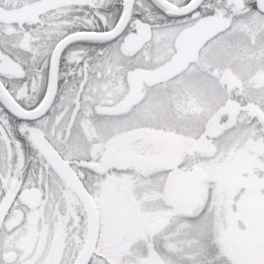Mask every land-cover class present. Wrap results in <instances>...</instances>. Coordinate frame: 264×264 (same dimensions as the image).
<instances>
[{
  "label": "snow or ice",
  "instance_id": "6c2138e0",
  "mask_svg": "<svg viewBox=\"0 0 264 264\" xmlns=\"http://www.w3.org/2000/svg\"><path fill=\"white\" fill-rule=\"evenodd\" d=\"M0 264H264V0H0Z\"/></svg>",
  "mask_w": 264,
  "mask_h": 264
}]
</instances>
